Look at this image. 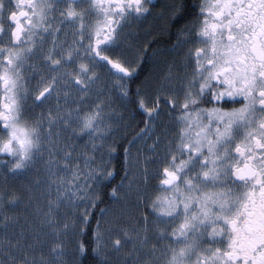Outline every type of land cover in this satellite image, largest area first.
Segmentation results:
<instances>
[{
    "label": "snow or ice",
    "instance_id": "snow-or-ice-1",
    "mask_svg": "<svg viewBox=\"0 0 264 264\" xmlns=\"http://www.w3.org/2000/svg\"><path fill=\"white\" fill-rule=\"evenodd\" d=\"M0 264H264V0H0Z\"/></svg>",
    "mask_w": 264,
    "mask_h": 264
},
{
    "label": "trees",
    "instance_id": "trees-1",
    "mask_svg": "<svg viewBox=\"0 0 264 264\" xmlns=\"http://www.w3.org/2000/svg\"><path fill=\"white\" fill-rule=\"evenodd\" d=\"M142 116L139 112H134L132 113L129 118H128V123H129V127L127 128V138L131 139L132 136L135 134L136 131L139 130L140 127H143V124H138L139 121H141ZM123 162V157L118 156L115 160V165L117 168V176L115 177V179L113 180V184H118L120 182V176L123 175V172L121 171V164ZM106 203H107V198H105ZM104 204H101L100 207H104Z\"/></svg>",
    "mask_w": 264,
    "mask_h": 264
}]
</instances>
